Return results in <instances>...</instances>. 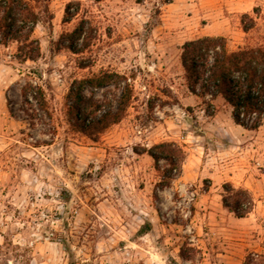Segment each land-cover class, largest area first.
Wrapping results in <instances>:
<instances>
[{
  "label": "rangeland",
  "instance_id": "rangeland-1",
  "mask_svg": "<svg viewBox=\"0 0 264 264\" xmlns=\"http://www.w3.org/2000/svg\"><path fill=\"white\" fill-rule=\"evenodd\" d=\"M169 1L49 0L52 20L33 32L35 62L19 63L15 43L0 46V264H264V118L243 129L221 98L208 114L179 60L184 42L204 36L231 50L264 46V0ZM70 2L78 16L62 24ZM243 14L255 22L246 34ZM80 18L96 30L90 48L55 51ZM100 71L125 77L133 94L93 143L70 126L66 96ZM26 83L42 89L44 110L30 94L25 102ZM120 93L82 90L111 111ZM164 142L185 153L168 187L159 184L166 163L157 172L142 152ZM225 183L249 192L246 217L223 208Z\"/></svg>",
  "mask_w": 264,
  "mask_h": 264
},
{
  "label": "trees",
  "instance_id": "trees-1",
  "mask_svg": "<svg viewBox=\"0 0 264 264\" xmlns=\"http://www.w3.org/2000/svg\"><path fill=\"white\" fill-rule=\"evenodd\" d=\"M48 1L42 0L43 9L38 11L37 0H0V46L15 43V59L19 63L35 62L40 57L39 42L33 37V32L44 16L49 24L52 20L46 5ZM135 1L140 3L142 0ZM79 7V2L67 3L62 24H68L76 18ZM240 23L245 34L255 25L248 14L241 15ZM95 35L94 27L80 18L72 31L60 34L52 46L55 51L64 49L74 55H81L90 48ZM179 60L188 92L201 101L208 114L213 112L211 102L221 98L230 107L235 125L248 131H255L261 126L264 118V46H244L231 50L224 38L204 36L184 42ZM107 84H114L121 90L113 111L110 108L102 109L82 96L84 87L95 89ZM29 94L39 109L44 110L42 89L26 83L22 91L25 102H28ZM132 94V85L125 77L114 72L100 71L76 81L66 96V101L70 103L66 110L68 122L75 131L96 143L110 127L124 118ZM142 152L152 159L157 172L159 162L166 163L167 169L161 172L159 181L161 187H168L180 175L185 153L178 145L164 142ZM221 201L223 208L238 219L246 217L253 208L249 192L235 189L229 183L222 185Z\"/></svg>",
  "mask_w": 264,
  "mask_h": 264
}]
</instances>
